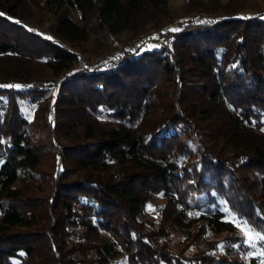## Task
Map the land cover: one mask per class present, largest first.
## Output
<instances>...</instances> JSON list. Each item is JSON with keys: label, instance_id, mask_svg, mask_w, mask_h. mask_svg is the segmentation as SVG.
Segmentation results:
<instances>
[{"label": "trees", "instance_id": "1", "mask_svg": "<svg viewBox=\"0 0 264 264\" xmlns=\"http://www.w3.org/2000/svg\"><path fill=\"white\" fill-rule=\"evenodd\" d=\"M186 1V13L208 16L177 22L162 43L143 38L104 67L70 71L78 55L61 44L72 49L89 34L105 40L139 33L143 21L168 15L167 0H0V62L18 66L0 73V264H108L118 257L128 264H254L241 259L243 239L216 209L194 220L222 235L218 256L173 255L138 221L161 193L159 233L221 200L264 234V14L240 16L242 0ZM31 8L41 11L38 21L50 14L48 36L24 25ZM96 43L94 50L102 47ZM32 65L61 75L109 117L141 112L136 135L114 127L89 137L84 130L72 145L59 146L54 121L21 116L19 101L33 103L48 90L28 75ZM14 84L23 88L7 87ZM42 147L60 168L39 197ZM69 168L84 175L68 181Z\"/></svg>", "mask_w": 264, "mask_h": 264}, {"label": "rangeland", "instance_id": "2", "mask_svg": "<svg viewBox=\"0 0 264 264\" xmlns=\"http://www.w3.org/2000/svg\"><path fill=\"white\" fill-rule=\"evenodd\" d=\"M39 5L42 4L43 0H37ZM205 1V0H198ZM221 4H224L227 0H217ZM186 0H167L166 10L168 15L161 18V21L154 22L152 20L143 21L141 31L136 34H132L130 31L121 32L117 35L107 36L108 39H101L99 36L94 34H89L88 41L81 45L79 48H70L69 45L63 43L61 44L65 49L71 50L78 55V62L72 66L70 71L81 70L77 65L80 61H94L93 63H88L84 67H88L91 70L96 65H101L104 67L107 65L108 61L112 59L115 55H120L123 51H128L131 47L143 40V38H149V40H154L156 43H162L165 39L166 34L170 29H175V24L179 21L186 20L188 18L196 19L199 15L208 16V13L204 12H188L186 13ZM242 8L240 16L247 17L251 13L261 12L264 14V0H242ZM33 18L24 25L27 26L29 30L34 33L41 34L43 36H48V26L51 21V16L49 13H42L40 15L41 20L38 21L40 10H33L31 8ZM71 19L80 23L79 14L71 10ZM88 21V20H87ZM139 25V24H138ZM100 43L102 47L100 49L94 50L97 43ZM153 43H148L146 48L153 47ZM18 66L15 62L5 61L0 62V73H9L10 71L16 69ZM30 77L40 78L41 81L49 84L46 86L48 90L43 96L33 103L28 100H22L18 102L19 110L21 116L29 121L36 117H43L46 123L52 124L53 121L56 123L57 131L56 143L59 146H70L72 140H77L83 136L84 130H86L89 137L93 135L99 136L102 132L109 131L110 129L117 127L128 130L132 135H136L137 126L141 119V112L135 111L132 118L123 121L116 120L114 117L107 116V112L102 108H93L87 99H83L75 90L69 88L61 75L54 76L51 72L40 65H32L30 70L26 69ZM65 74V73H64ZM16 89L23 88V85L14 84ZM26 87V86H25ZM264 122V117L263 120ZM264 129V128H262ZM259 130V132L264 133V131ZM85 135V134H84ZM90 140H86L88 142ZM43 151V160L37 169L35 174V180L38 181L41 193H34V196H45L46 189L50 187V175L57 168L60 167L56 165L53 151L49 148H40ZM43 175V182L40 181V176ZM84 175V172L74 171L72 168L68 169V175L66 180H78ZM164 200L161 193L155 194L146 202L141 216L138 221L142 224L143 230L145 232L149 231L151 233L155 232L153 239L156 241L157 246L163 245L167 247V250L173 255L181 254L185 256L198 255L199 251H204L208 255L218 256L222 252L220 249V241L222 235H212L210 232H205L204 226L194 219L200 213H205L206 210L214 211L218 210L222 214L223 221H231L235 215H232L223 201L218 200L216 206H210L205 209L193 210L188 212L181 226L174 227L171 223L165 225L164 234L157 232L158 228H161L163 224V209ZM191 205V203H189ZM236 218V217H235ZM243 222L239 218H236ZM169 221V220H168ZM189 221H193L191 226H186ZM236 228V235L242 237L243 246L246 247V252L243 254L241 259L248 261L251 260L254 264H260V261L264 259L260 255L264 250V244L258 243L255 249L250 248L245 244L243 235L240 229L231 223ZM16 264L15 262H12ZM108 264H128L125 258L118 257L114 262Z\"/></svg>", "mask_w": 264, "mask_h": 264}, {"label": "snow or ice", "instance_id": "3", "mask_svg": "<svg viewBox=\"0 0 264 264\" xmlns=\"http://www.w3.org/2000/svg\"><path fill=\"white\" fill-rule=\"evenodd\" d=\"M16 22L19 23V21ZM169 31H178V29H170ZM48 39H51V37H48ZM7 87H18V86L9 85ZM262 131H264V129H262ZM229 222L234 223L240 229L241 234L244 237L245 244H247L250 248L255 249L258 243L264 244V234L257 232L253 228L248 226L247 221L241 222L235 217H233V219ZM260 255L264 257V252H261ZM260 264H264V259L260 261Z\"/></svg>", "mask_w": 264, "mask_h": 264}, {"label": "built area", "instance_id": "4", "mask_svg": "<svg viewBox=\"0 0 264 264\" xmlns=\"http://www.w3.org/2000/svg\"><path fill=\"white\" fill-rule=\"evenodd\" d=\"M94 61H80V63L77 65L78 68H80L81 66H84V65H88V63H93Z\"/></svg>", "mask_w": 264, "mask_h": 264}]
</instances>
